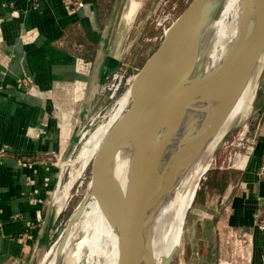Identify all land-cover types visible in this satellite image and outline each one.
<instances>
[{
  "label": "crops",
  "instance_id": "0c3cea01",
  "mask_svg": "<svg viewBox=\"0 0 264 264\" xmlns=\"http://www.w3.org/2000/svg\"><path fill=\"white\" fill-rule=\"evenodd\" d=\"M101 1L0 0V264L35 258L34 238L54 182L41 157L69 142L65 113L79 125L97 106L114 64L103 40ZM25 77L31 89L24 87ZM250 135L258 139L250 151L237 153L232 167L213 164L186 219L192 243L198 221L189 225L190 216H206L197 199L205 193L216 203L209 254L218 264H264V108ZM216 177L218 189L212 186Z\"/></svg>",
  "mask_w": 264,
  "mask_h": 264
},
{
  "label": "bare ground",
  "instance_id": "6f19581e",
  "mask_svg": "<svg viewBox=\"0 0 264 264\" xmlns=\"http://www.w3.org/2000/svg\"><path fill=\"white\" fill-rule=\"evenodd\" d=\"M216 1L220 3L219 12L199 31L198 43L194 50L196 73L216 71L232 56L240 39L248 0ZM252 1L255 7L258 0ZM263 63L264 58L261 55L257 67H261ZM259 70L260 68H256L230 110L226 109L230 94L224 89L201 94L172 111L167 117L159 133V143L162 145L157 157V183L144 217L139 264H163L170 253L177 249L185 214L200 186L199 181L203 179L204 171L213 160L215 150L222 143L227 130L248 114L255 98ZM130 86L118 100V106L108 122L91 132L83 144L76 159L81 161L82 169L90 163L112 124L118 121L131 101ZM207 134L210 137L202 141ZM133 162L132 141L123 140L116 147L107 168L108 187L117 203L130 192H136L139 179ZM71 184L72 182L65 185L55 197V213L63 209ZM91 198L80 212L85 215L84 224L90 232L88 244L93 250L102 249L106 254L104 264H118L119 232L104 215L99 199ZM81 246L83 247L82 244ZM77 252L75 251L76 255L80 253ZM49 256L50 250L40 264H45ZM58 257L54 256L50 264H57ZM75 257L79 259L78 256Z\"/></svg>",
  "mask_w": 264,
  "mask_h": 264
},
{
  "label": "water",
  "instance_id": "95a60500",
  "mask_svg": "<svg viewBox=\"0 0 264 264\" xmlns=\"http://www.w3.org/2000/svg\"><path fill=\"white\" fill-rule=\"evenodd\" d=\"M219 10L220 3L216 0H191L187 8L173 21L158 48L135 74L130 86L132 95L129 105L111 127L91 161L88 187L72 221L80 218L81 210L91 197L99 199L104 215L119 232L118 264H139L144 217L157 183V157L162 145L159 143V133L169 114L201 94L224 89L230 94L226 104V109L230 110L253 76L263 54L264 0H258L255 7L253 1L248 0L240 39L232 56L216 71L195 73L194 50L199 31ZM263 108L264 97L259 105L248 111L244 119L227 130L202 178H206L218 150L231 133L248 124ZM209 137L207 134L202 141ZM126 139L133 144V165L139 182L136 192H130L117 203L108 187L107 168L116 147ZM197 192L198 190L195 191L185 214L184 226ZM51 207L49 205L46 219L50 218ZM63 243L57 247L60 251ZM215 248L216 243L213 244L214 251ZM175 253L176 250H173L163 264H171Z\"/></svg>",
  "mask_w": 264,
  "mask_h": 264
},
{
  "label": "rangeland",
  "instance_id": "374dc122",
  "mask_svg": "<svg viewBox=\"0 0 264 264\" xmlns=\"http://www.w3.org/2000/svg\"><path fill=\"white\" fill-rule=\"evenodd\" d=\"M190 2L191 0L101 1L100 17L103 23L102 35L106 47L109 45L111 47L109 56L114 62L112 66L113 69H108L109 71L100 86L97 106L93 107L90 110L91 112L89 111L84 115V119L79 125H73L71 119L74 117L70 118L68 113H65L63 119L64 134L66 138L68 137L69 142L63 143V148L60 151L46 154L44 157H41L43 160L41 164L44 166L49 165L51 170H53L51 173L53 174L54 182L52 188L48 190L46 195L45 212L48 211L49 205H52V207L50 208V218H47L45 222L38 227V234L34 238L36 239L38 237V251L35 252L36 256L31 264H40L48 250H50V256L45 264H50L54 256H59L57 264H104L106 254L102 249V252L91 249L88 244L87 239L90 236V232L88 228L86 229L84 224L83 216L85 215H80L78 220L72 221L73 214L79 207L88 187L92 161L91 160L90 163L82 169L81 161L76 159L90 133L99 125L108 122L111 115L115 112V108L118 106V100L132 83L135 74L142 68L146 60L160 45L164 38L162 37V24L170 26L187 8ZM262 55L264 58V51ZM257 68H260V72L257 78L255 98H253L249 110L259 105L264 97V63L261 67ZM113 71L125 73L127 77L131 79L129 83L124 86L117 98L110 99L108 97V92L105 90L104 83ZM258 118L259 114L254 116L248 124L237 128L231 133L222 147L218 150L214 167L219 168L222 161L228 158L230 154L245 152V148L237 146L236 144L242 137H244L243 143L246 145L251 144V138H255V141L258 139L257 136L253 137L250 135L252 124L255 123ZM246 139H249V142ZM25 164L24 162L23 165ZM210 171L206 178L201 180L200 188L206 183L209 184L210 177L208 180L207 177L210 176ZM220 181L221 179L219 177L212 180L214 189L220 187ZM71 182V188L63 209L59 213H55L53 208L55 197L61 193L65 185ZM200 188L198 192L201 190ZM204 194H200L197 201L206 212V216L200 218L199 216H190L188 220L189 225L198 221L196 222V226L194 225L195 236L192 243H189L188 237L186 238V232H184L186 227L185 222L171 264H218L219 259L209 254L211 251V226L209 221L213 213L215 211L218 212L219 209L216 203L211 200V197H207ZM83 240L87 241V243ZM62 242L64 243L61 247L62 251H60L57 247ZM79 243L80 245H78ZM80 249L82 251H80ZM75 251L80 253L77 252L78 254L76 255ZM108 251L109 250H107V252ZM95 252L97 253L95 254ZM75 256H78L77 258L79 259H76ZM60 257L61 259H59ZM28 260L29 259H25L21 264H27Z\"/></svg>",
  "mask_w": 264,
  "mask_h": 264
},
{
  "label": "built area",
  "instance_id": "2783aa9c",
  "mask_svg": "<svg viewBox=\"0 0 264 264\" xmlns=\"http://www.w3.org/2000/svg\"><path fill=\"white\" fill-rule=\"evenodd\" d=\"M76 5L81 4V1H76L74 2ZM162 24V23H161ZM163 26V36H165V34L167 33L168 29H169V25L165 26V24H162ZM131 78L127 77V75L125 73H122L120 71H113V73H111V75H109V77L107 78V81L104 83L105 84V90L108 92V97L110 99H115L118 97V95L121 93V91L123 90L124 86L126 84L129 83ZM23 85L25 88L31 89V85L33 84L30 79L28 77H25L23 80ZM243 138L242 137L240 139V141L236 142L237 146H241L243 148H245V152L250 151L252 145L255 143V138H251L250 145H246L245 143H243ZM249 142V139H246ZM234 144V143H231ZM237 153H233L230 154L228 156V158L224 159L222 161V164L219 165V168L221 169H225V168H230L234 165V159L236 157ZM264 217V215H263ZM263 224H264V219H263Z\"/></svg>",
  "mask_w": 264,
  "mask_h": 264
}]
</instances>
